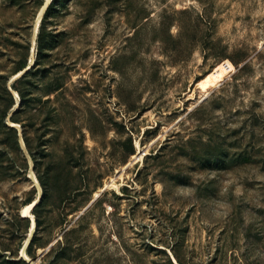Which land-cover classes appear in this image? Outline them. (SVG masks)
I'll return each instance as SVG.
<instances>
[{"label": "rangeland", "instance_id": "rangeland-1", "mask_svg": "<svg viewBox=\"0 0 264 264\" xmlns=\"http://www.w3.org/2000/svg\"><path fill=\"white\" fill-rule=\"evenodd\" d=\"M47 1L0 0V264H264V0Z\"/></svg>", "mask_w": 264, "mask_h": 264}, {"label": "trees", "instance_id": "trees-1", "mask_svg": "<svg viewBox=\"0 0 264 264\" xmlns=\"http://www.w3.org/2000/svg\"><path fill=\"white\" fill-rule=\"evenodd\" d=\"M58 2H60V0H52L51 4L48 6L44 18H48L50 16V14L52 13V9L54 8V6L56 4H58ZM43 18V19H44ZM51 31L50 29L48 30L46 24H44V22L41 25V29L40 32L38 34V53H37V57L36 60L34 62L33 65H31V67L26 70L20 77H18L13 84H11L12 88L16 89L19 92L20 95V104L18 105V107L16 108V110L13 112V114L11 115L10 119L14 122H19L21 123V117H20V113L26 109L27 106H30V104L32 103V98L30 96V93L32 92L30 90L29 86H35V80L32 79L33 76L37 75L38 73L42 74V72H44L42 75H46V72L48 71L45 67L41 68L40 65H43L45 63L44 61V56H46V50L48 49V47L51 45V40L50 37L51 35ZM28 66V62L26 60H24L23 62H21L18 67L16 68V73L20 70H23V68L25 69ZM38 82V80H36ZM7 94H8V101L6 103V106L4 107V113L3 116L4 117V121H3V125L10 129L16 137L17 142L21 145V141H20V133H19V128L15 127L13 125L8 124V122L6 121V117L8 116V113L10 112V109L13 108L15 106L16 100L14 99V92L13 90L7 86L6 88ZM24 136V133H23ZM25 142L27 144L28 150L31 154V156L33 157L34 161H37V155L35 153V151L30 147V145H28V142L26 141V138L24 137ZM41 182H43V180L41 179V177L39 178ZM43 198V197H42ZM42 198L39 202V204L42 202ZM32 200V198L29 200V202ZM38 204V205H39ZM37 205V206H38ZM38 224V223H37ZM37 233V230L35 232V234ZM35 234L30 242V244H32L34 242L35 239ZM177 256V261L180 264H185L181 258ZM171 264H174L172 262V260L170 259Z\"/></svg>", "mask_w": 264, "mask_h": 264}, {"label": "bare ground", "instance_id": "bare-ground-1", "mask_svg": "<svg viewBox=\"0 0 264 264\" xmlns=\"http://www.w3.org/2000/svg\"><path fill=\"white\" fill-rule=\"evenodd\" d=\"M52 0H48L47 3L43 4L41 10H40V13H39V17H38V20H37V24H36V29H37V32L39 30V26L40 25L39 23H41V19L43 17V15L45 14L48 6L51 4ZM36 32V31H35ZM35 40V39H34ZM29 65V64H28ZM26 69V68H25ZM25 69L23 68V70H21V73H23V71H25ZM20 73V74H21ZM13 89V92L16 93V91ZM17 105V104H16ZM16 107V106H15ZM8 123L10 125H13L15 127H18L19 128V132L21 131V134H20V141H21V145L25 148H27V144L25 142V139H24V136H23V129L21 128V124L19 122H14L12 121L11 119H9ZM143 151H141V153L139 155H137V157L139 156V158L141 159L142 157V154ZM146 153V152H145ZM31 155V154H30ZM138 158V159H139ZM30 175L31 177L34 179L35 181V186H37V189H38V194L37 196L31 201L29 202L28 204H26L23 208H22V212L21 214L23 216H27L31 219V227H30V230H29V233L25 239V247L27 246L28 247V244H30L35 232H36V228H37V219H36V215L34 214L33 212V208L36 207L40 200H41V197H42V192H43V186L35 172V169H34V159L33 157L31 156L30 158ZM99 192H96V195H98ZM23 249V252L25 253L26 252V249ZM43 250H41V253H42ZM28 259V258H27Z\"/></svg>", "mask_w": 264, "mask_h": 264}, {"label": "water", "instance_id": "water-1", "mask_svg": "<svg viewBox=\"0 0 264 264\" xmlns=\"http://www.w3.org/2000/svg\"><path fill=\"white\" fill-rule=\"evenodd\" d=\"M30 67H31V65H28V66L26 67L25 71L28 70ZM25 71H23V73H24ZM23 73H21L20 75L16 76L15 79H16L17 77L21 76ZM11 89H12V87H11ZM19 104H20V99H19V101H18L16 107H14L12 110L14 111V110L18 107ZM144 152H145V151H143V153H144ZM143 153H142V154H143ZM138 157H139V156H138Z\"/></svg>", "mask_w": 264, "mask_h": 264}]
</instances>
